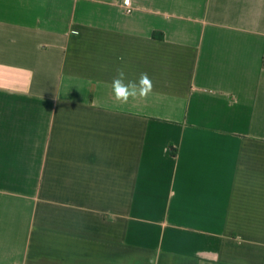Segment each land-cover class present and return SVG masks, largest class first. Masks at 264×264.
I'll use <instances>...</instances> for the list:
<instances>
[{
  "label": "crops",
  "instance_id": "0c3cea01",
  "mask_svg": "<svg viewBox=\"0 0 264 264\" xmlns=\"http://www.w3.org/2000/svg\"><path fill=\"white\" fill-rule=\"evenodd\" d=\"M123 2L0 0V264H264V0Z\"/></svg>",
  "mask_w": 264,
  "mask_h": 264
},
{
  "label": "clouds",
  "instance_id": "9594fccd",
  "mask_svg": "<svg viewBox=\"0 0 264 264\" xmlns=\"http://www.w3.org/2000/svg\"><path fill=\"white\" fill-rule=\"evenodd\" d=\"M112 89L115 99L121 103H127L129 98H135L138 95L146 98L153 89V83L147 73H141L138 81H129L125 83V73L118 70V75L112 81Z\"/></svg>",
  "mask_w": 264,
  "mask_h": 264
},
{
  "label": "built area",
  "instance_id": "2783aa9c",
  "mask_svg": "<svg viewBox=\"0 0 264 264\" xmlns=\"http://www.w3.org/2000/svg\"><path fill=\"white\" fill-rule=\"evenodd\" d=\"M123 4H124V7H125L126 11L128 13H131L132 10H133V6H132L131 0H124Z\"/></svg>",
  "mask_w": 264,
  "mask_h": 264
}]
</instances>
